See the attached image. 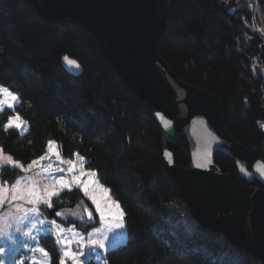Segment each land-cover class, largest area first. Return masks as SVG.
<instances>
[{
  "label": "trees",
  "instance_id": "16d2710c",
  "mask_svg": "<svg viewBox=\"0 0 264 264\" xmlns=\"http://www.w3.org/2000/svg\"><path fill=\"white\" fill-rule=\"evenodd\" d=\"M162 12L161 56L181 80L219 95L231 135L252 160H264V0H164ZM65 57L79 70H69ZM0 85L18 96L0 111L1 149L28 163L54 140L64 158L83 156L125 211L126 240L106 251L107 264H263L192 217L161 158L169 148L187 165L184 139L166 137L155 108L123 83L88 30L67 19L48 23L22 0H0ZM14 114L27 121L25 133L5 131ZM214 159L223 172L235 170L227 155ZM19 174L5 168L1 178L13 182ZM85 198L75 187L44 210ZM45 239L58 264L52 236Z\"/></svg>",
  "mask_w": 264,
  "mask_h": 264
},
{
  "label": "water",
  "instance_id": "95a60500",
  "mask_svg": "<svg viewBox=\"0 0 264 264\" xmlns=\"http://www.w3.org/2000/svg\"><path fill=\"white\" fill-rule=\"evenodd\" d=\"M22 1L48 23L67 19L92 34L123 83L155 108L166 137L184 139L187 165H178L169 148L161 158L192 217L264 264V160H252L250 148L231 135L219 95L181 80L161 56L164 0ZM65 65L79 70L74 59ZM218 152L233 160L235 170L220 169Z\"/></svg>",
  "mask_w": 264,
  "mask_h": 264
},
{
  "label": "rangeland",
  "instance_id": "374dc122",
  "mask_svg": "<svg viewBox=\"0 0 264 264\" xmlns=\"http://www.w3.org/2000/svg\"><path fill=\"white\" fill-rule=\"evenodd\" d=\"M9 101L10 97L8 93H3V96L0 97V108H7V103ZM13 103L15 105L17 100ZM16 115L17 114H14L10 117H15ZM20 119L23 123V127L17 130L20 133H25L28 126L27 121L21 117ZM262 127L264 129L263 125ZM49 141H53L54 143L48 146ZM49 141L47 142L46 152L28 163H22L11 156L15 161H18L23 168H17L20 174L13 182H9V184L14 183L18 179L21 180L22 188L27 184H35L36 195L39 196L41 200H48V192H57L59 194L62 192V186L57 183V179H63L65 184L70 185L71 188L79 187L83 193L84 191L82 188L86 184L88 186V195L84 193L86 198L79 203L73 206L61 207L52 214L45 212L44 209L47 207L43 203L28 204L26 201H15L12 204L5 203L0 207V248L3 249V251H0V264H20L21 260L24 261V264H30L33 258L37 260L38 264H50L51 254L46 247L49 240L45 239V236L48 235L52 236L57 246L59 260L65 259L66 264H73V259L63 257V252L65 250L71 252L82 251L84 255L76 257L79 264H85L86 261L90 259L100 264H107L105 258L106 251L122 244L127 237L125 228L117 229L116 232L109 230L111 223V217L108 215L109 208L113 201H118L113 198L111 193L108 197L103 195L101 186H103L104 189L109 188L101 183L95 170L85 167V159L83 162L80 161V157L83 156L73 155L71 158H64L60 154L57 143L54 140ZM3 155L8 156L9 154L3 151ZM41 157H44V159L41 160ZM33 161L36 163L33 164ZM69 161L72 163H69ZM4 164L5 160L0 158V166ZM73 164L75 168L69 171V169L73 167ZM29 165H31V167H29ZM59 169H63V172H60ZM82 173H87V175H82ZM93 173L95 175H92ZM0 181L6 180L0 177ZM77 181H79V184ZM93 181H96V183L94 184ZM54 197L55 196L51 197L52 207L47 209H53L55 204ZM90 197H95L100 203L101 209L104 210L106 219L103 222ZM16 205H20L19 211H17ZM33 208H39L40 212L34 214L32 212ZM112 210L115 211L114 208ZM89 211L92 212V220L88 218ZM56 212H60L62 215L58 217L55 215ZM26 214L27 219H22ZM41 221H43V223H41ZM52 221H56V223L53 224ZM32 225H35V227L33 228ZM95 228L101 229V233H94L92 238H99V236L103 234L107 235L109 239L105 241V248L101 249L96 247L95 250H90L88 247V234L93 233V229ZM47 229H51V232L43 231ZM58 229L63 231H57ZM28 232L37 238L35 245L25 237L24 233ZM121 233H123L122 236L120 235ZM61 236L71 241L67 249L65 245L56 243V240ZM81 237L84 238L83 247H81L79 243ZM25 244L27 246H24ZM33 247H44L48 251L49 256L45 257L38 251L33 253L31 251Z\"/></svg>",
  "mask_w": 264,
  "mask_h": 264
},
{
  "label": "snow or ice",
  "instance_id": "6c2138e0",
  "mask_svg": "<svg viewBox=\"0 0 264 264\" xmlns=\"http://www.w3.org/2000/svg\"><path fill=\"white\" fill-rule=\"evenodd\" d=\"M65 59H67V57H65ZM77 67H79V65H77ZM7 92L8 96L10 97V101L7 103V107L9 109H12L14 107V103L17 99L18 96L14 93H12L9 89L4 88L3 86H0V97L3 96V93ZM3 109L0 108V111H2ZM23 127V123L21 122V119L19 117V115L17 114L15 117H9L7 123L4 125L5 131H8L9 129H21ZM54 142L53 141H49L48 142V146H51ZM58 155V153H57ZM73 155L75 156H79L78 153H74ZM0 158H3L5 160V164L0 166V177L3 176V171L5 168H12V169H16V168H20L22 169L23 166L18 162L15 161L10 155L8 156H4L3 155V150L0 149ZM44 159V157H41V160ZM80 161L83 162L84 158L80 157ZM33 164H35L36 162L33 161ZM69 163H72L71 161H69ZM29 167H31V165H29ZM75 168V165L73 164V167L69 169V171H72ZM60 172H63V169H59ZM82 175H87V173H82ZM92 175H95L94 173ZM57 183L61 184V191H72V188L70 185L65 184L63 179H57ZM77 183L79 184V181H77ZM93 183L95 184L96 181H93ZM35 184H27L24 188L21 187V180H16L14 183L9 184L8 181H0V207H2L5 203L8 204H12L15 201H26V203L28 204H38V203H43L46 205L47 208H51L52 207V203H51V197L53 196H57L59 195V193L57 192H48V200H41L39 196L36 195L35 193ZM102 191H103V195L105 197H108L110 195V190L109 189H104L103 186H101ZM82 190L84 191L85 195H88V186L85 184L82 188ZM90 199H92L93 204H95V207L97 209V211L99 212L100 215V219L103 222L106 219L105 216V212L103 209H101L100 203L96 200L95 197H90ZM17 207V211L20 210V205H16ZM115 209V211H113L112 209ZM32 212L34 214H38L40 212L39 208H33ZM56 216H61L62 214L60 212H56L55 213ZM108 215L111 217V223L109 226V230L112 232H116L117 229H124L125 228V216L126 213L123 210V208L121 207L119 202L113 201L110 208H109V213ZM88 218L89 220L93 219V215L92 212H88ZM22 219H27V214L25 215V217H23ZM41 223H43V221H41ZM53 224L56 223V221H52ZM32 227L34 228L35 225H32ZM45 232H51V229H47V230H43ZM57 231H63L58 229ZM94 233H101V229L99 228H95L93 229V233H89V240H88V247L90 250H95L96 247L98 248H105V241H107L109 239V237L107 235H103L101 234L99 236V238H92ZM25 237L31 241V243L33 245L36 244L37 238L32 236L30 232L28 233H24ZM121 236L123 235V233L120 234ZM57 244H63L65 245L66 249L67 246L71 243L70 240L63 238L62 236L56 240ZM81 247H83L84 245V238L81 237L80 241H79ZM24 246H27L26 244ZM0 251H3L2 248H0ZM31 251L33 253L35 252H40L43 256L48 257L49 253L48 251L44 248V247H33L31 249ZM79 255H84V253L82 251L80 252H71L69 250H65L63 252V257L65 258H72L73 259V264H79V261L76 259L77 256ZM20 264H24V261L21 260ZM30 264H38L37 260L35 258H33L30 261ZM50 264H52L51 260H50ZM58 264H66V260L65 259H61L59 260Z\"/></svg>",
  "mask_w": 264,
  "mask_h": 264
},
{
  "label": "bare ground",
  "instance_id": "6f19581e",
  "mask_svg": "<svg viewBox=\"0 0 264 264\" xmlns=\"http://www.w3.org/2000/svg\"><path fill=\"white\" fill-rule=\"evenodd\" d=\"M261 125H263V126H264V123H263V122H261Z\"/></svg>",
  "mask_w": 264,
  "mask_h": 264
},
{
  "label": "flooded vegetation",
  "instance_id": "af4514ba",
  "mask_svg": "<svg viewBox=\"0 0 264 264\" xmlns=\"http://www.w3.org/2000/svg\"><path fill=\"white\" fill-rule=\"evenodd\" d=\"M252 185H254V184H252ZM256 186H259V185H256Z\"/></svg>",
  "mask_w": 264,
  "mask_h": 264
}]
</instances>
